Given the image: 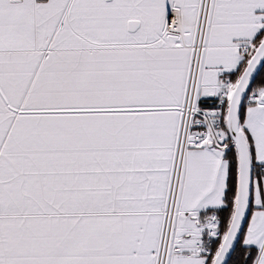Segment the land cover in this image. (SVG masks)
Here are the masks:
<instances>
[{"label": "snow or ice", "instance_id": "obj_1", "mask_svg": "<svg viewBox=\"0 0 264 264\" xmlns=\"http://www.w3.org/2000/svg\"><path fill=\"white\" fill-rule=\"evenodd\" d=\"M0 264H264V0H0Z\"/></svg>", "mask_w": 264, "mask_h": 264}]
</instances>
